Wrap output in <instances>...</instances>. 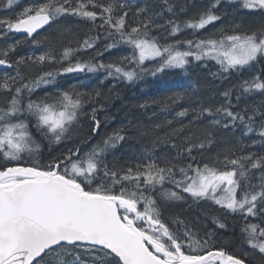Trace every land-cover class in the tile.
Returning <instances> with one entry per match:
<instances>
[{
  "label": "snow or ice",
  "instance_id": "1",
  "mask_svg": "<svg viewBox=\"0 0 264 264\" xmlns=\"http://www.w3.org/2000/svg\"><path fill=\"white\" fill-rule=\"evenodd\" d=\"M225 2L232 12L217 14ZM16 3L6 0L0 8ZM190 7L197 11L187 16ZM243 14H258L259 24L245 27ZM68 17L90 22L89 32L96 34L85 35L75 48L63 43L69 29L37 38ZM216 23L221 27L195 38ZM186 30L193 39H175ZM10 33L23 39L0 45V264H246L248 252L241 258L227 251V240L216 246L218 232L227 228L219 216L211 217L215 228L203 235L197 225L206 211L196 220L165 219V207L189 199L239 216L241 245L264 256V154L248 151L264 144V100L240 107L254 93L264 96V71L223 92L214 87L219 104L200 95L196 82L146 100L138 105L145 111L159 105L168 113L184 100L188 106L163 122L128 120L95 143L102 126L98 114L112 97L96 87L80 90L85 81L67 88L58 83L84 72H104L101 84L108 78L135 83L170 69L187 74L196 62L206 69L209 61L218 65L213 78L242 74L264 60V0H208L202 8L197 0H32L14 16L0 17V37ZM29 42L33 49L17 55ZM101 43L94 57L79 59ZM121 46L125 55L103 62L104 53ZM46 66L50 70L43 71ZM46 87L54 91L33 99ZM84 117L89 134L80 137L74 130ZM218 130L240 135L201 163L193 153L211 149ZM129 131L150 142L110 166L109 155L129 139ZM73 139L79 142L42 160V141Z\"/></svg>",
  "mask_w": 264,
  "mask_h": 264
},
{
  "label": "trees",
  "instance_id": "2",
  "mask_svg": "<svg viewBox=\"0 0 264 264\" xmlns=\"http://www.w3.org/2000/svg\"><path fill=\"white\" fill-rule=\"evenodd\" d=\"M32 0H18V3L11 6L9 9L0 8V17L5 16H14L16 13L22 11L24 7H26ZM0 3H6V0H0ZM208 3V0H197L198 7H204ZM227 10L229 13L232 12V8L228 6V4L222 3L219 7L217 14ZM197 11V8L190 7L187 12V16L193 15ZM244 17V25L245 27H255L260 22V17L258 14L248 15L243 14ZM186 17H182L184 19ZM222 23V22H221ZM221 23H216L213 26L208 27L206 30H199L196 34L195 38H203L208 33L213 32L215 29L221 27ZM92 28L90 22L80 21L74 17H68L58 21L56 24H53L51 28H45L44 31L40 32V36L37 38L48 37V36H58L61 32H64L65 29H69V31L64 32L63 43L67 44L68 41H71V46L76 47L77 41L82 40L85 35H95V30L89 32ZM156 35V33H153ZM163 35V34H161ZM23 39V35L20 34H9L7 38L0 37V45H6L7 43H12L15 40ZM175 39L183 40V39H193L192 30H186L182 34H178ZM166 42V41H162ZM103 48V44L101 43L98 48L95 50H89L86 52H82L79 55V59L88 60L95 56L96 51H100ZM33 46L30 42L26 45H22L17 50V55H25L27 51H31ZM43 49H39L42 51ZM127 49L123 46L112 49L106 53H104L102 60L104 63H108L114 58L125 55ZM15 59V56L12 57ZM74 62V61H73ZM93 62H96L95 60ZM146 66H150L146 65ZM5 69H0L3 71ZM50 70L47 66L43 69V71ZM203 70V71H202ZM218 70V65L213 61L208 62V66L205 69L201 63L196 62L194 64H190L187 68V74L184 70L181 69H170L166 70L164 73L158 74L157 77H152L151 75L144 77L142 80H138L135 83H128L126 81H117L113 78H108L104 80L103 84L100 81L105 76L104 72L97 73H75V74H67L64 77L59 78V86L62 88H67L70 85H78L80 81H85L87 83L86 88H81L80 90H90L93 87L99 88L100 91L105 96H111V100L106 105V109L101 111L98 114V118L102 121V126L100 129V136H97L93 143L99 140L102 136L111 133L114 129L119 128L121 125H125L128 123V120H133L136 122H143L145 124L163 122L165 119H172L175 112L180 111L181 108L188 106V101L184 100L179 102L177 105L173 106L172 109L168 113H161L159 110V105L151 106L147 111L140 109L138 107L139 104L144 101H150L152 99L160 98L165 94H170L175 91L182 90L183 86H187L190 82H196L201 89L200 95L206 98L209 102L214 104H219L222 102V99L217 96L213 99L212 89L218 88L219 92H223L226 88L232 87V85L238 84L239 81L243 79L250 78L251 75L256 74L257 72L264 71V60H260L257 64H255L250 69H245L242 74L232 73L228 76L227 79L221 80L219 78H213L210 73L216 72ZM38 71L32 73V75L38 74ZM111 89V92L109 90ZM54 91L51 87H46L43 90H37L34 94L33 99L37 97H42L45 92ZM119 93V95H115ZM2 99V98H0ZM261 100H264V96L259 93H254L246 100H243L240 107H244L245 104L253 105L259 104ZM233 102L235 103V99L233 97ZM153 112H156V117L149 121L147 118L151 116ZM191 119V116L188 117ZM182 122L187 123V120H183ZM82 127L77 128L74 131L76 135L80 137H84L89 134V123L86 117L81 119ZM178 126V125H174ZM34 135L35 131L33 130ZM240 135V131H236L235 135L231 134V130L228 132L217 131L216 132V144L211 149H206L203 152H194L193 155L197 157L198 160L203 162H211V160L215 157L217 152L221 151L225 146H230L231 143L235 141V137ZM129 139L123 142L121 145L117 147L116 150L113 151L111 155L108 157L109 165L111 166L114 159H118L120 163L124 162V158L126 155L131 154L133 151L139 152L145 144L150 142V137H140L137 136L134 131H129L128 133ZM252 139H259L253 134H250ZM37 140H40V137L36 136ZM79 140L73 139L71 142L64 143L59 146L49 145L48 142L42 141L41 148V158L43 161H47L50 156L58 155L65 148L71 147L72 143H78ZM245 142L251 144V139H245ZM86 150V149H85ZM248 151L255 152L257 154H264V144H257L248 149ZM159 154V152L157 153ZM171 155H175V152H172ZM185 206V207H183ZM206 211L209 213L206 219H200L197 227L200 229L201 235L204 232L208 231V229L215 228V225L212 223V216H219L226 224L227 228L224 230H220L217 234L216 240L221 241H233L234 243L241 242L239 226L241 218L239 216L229 215L226 213H222L218 210L217 207H212V204L202 203L199 205L192 204L191 200H188V203L185 204L183 202H177L168 207L164 208V217L167 220L169 217L179 216L181 219L188 220H196L200 217V214Z\"/></svg>",
  "mask_w": 264,
  "mask_h": 264
},
{
  "label": "flooded vegetation",
  "instance_id": "3",
  "mask_svg": "<svg viewBox=\"0 0 264 264\" xmlns=\"http://www.w3.org/2000/svg\"><path fill=\"white\" fill-rule=\"evenodd\" d=\"M229 246L227 247V251L237 253L241 258H243V253L248 252L249 259L246 261L248 264H264V256L260 255L258 252L249 249L246 245L242 246L241 242L234 243L233 241H229ZM217 247L224 246V241L216 240L215 241Z\"/></svg>",
  "mask_w": 264,
  "mask_h": 264
},
{
  "label": "rangeland",
  "instance_id": "4",
  "mask_svg": "<svg viewBox=\"0 0 264 264\" xmlns=\"http://www.w3.org/2000/svg\"><path fill=\"white\" fill-rule=\"evenodd\" d=\"M146 65H149V63L148 62H146ZM77 129H75L74 131H76ZM77 133H78V130H77ZM76 133V134H77ZM67 142H69V141H65V142H63V143H61V144H52V146H59V145H62V144H64V143H67Z\"/></svg>",
  "mask_w": 264,
  "mask_h": 264
},
{
  "label": "bare ground",
  "instance_id": "5",
  "mask_svg": "<svg viewBox=\"0 0 264 264\" xmlns=\"http://www.w3.org/2000/svg\"><path fill=\"white\" fill-rule=\"evenodd\" d=\"M20 35H23V34H20ZM151 66V65H150ZM0 69H3V68H0ZM203 71V70H202ZM183 207H185V206H183Z\"/></svg>",
  "mask_w": 264,
  "mask_h": 264
},
{
  "label": "water",
  "instance_id": "6",
  "mask_svg": "<svg viewBox=\"0 0 264 264\" xmlns=\"http://www.w3.org/2000/svg\"><path fill=\"white\" fill-rule=\"evenodd\" d=\"M0 68H2V66H0Z\"/></svg>",
  "mask_w": 264,
  "mask_h": 264
}]
</instances>
